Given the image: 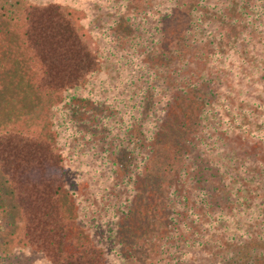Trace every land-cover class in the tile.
<instances>
[{
  "label": "rangeland",
  "instance_id": "rangeland-1",
  "mask_svg": "<svg viewBox=\"0 0 264 264\" xmlns=\"http://www.w3.org/2000/svg\"><path fill=\"white\" fill-rule=\"evenodd\" d=\"M26 1L0 0V130L14 124L33 127L68 155V185L62 199L68 218L74 220L68 233L72 245L85 240L101 244L106 251L105 264H184L172 254L181 255L184 244L172 240L169 200L172 190L181 192L187 185L186 190H193L191 161L186 158L192 148L185 138L201 133L196 120L209 109L202 110L204 106L195 95L177 99L169 109L166 95L152 91L153 83L160 86L179 56L176 49L182 47L183 12L177 10L170 20L161 17L167 0H58L99 52L101 67L82 87L49 92L36 87L33 57L23 43L22 8ZM217 18L223 23V12ZM255 94L259 93H245L253 96L257 107L247 100L238 104L227 96L233 107L224 111L230 115L232 110L240 112L239 120L248 124V129L231 135L226 130L228 124L221 120L217 129L221 130L222 153L214 149L201 155L213 161V168L205 171L207 177L197 184L202 200L207 196L228 200L227 192L235 193V200L228 205L242 207L246 203L264 210V133L259 139L256 135L261 129L256 120L263 114V99ZM152 103L166 111L154 151L142 120L144 116L151 120ZM247 107L255 110L257 119L247 115ZM251 126L256 131L252 132ZM218 168L233 174L225 175L229 177L227 186L216 175ZM185 172L186 185L180 181ZM213 187L222 188V192L215 195ZM10 193L0 173V254L5 264H50L23 241ZM188 200L201 212L203 204L192 201L197 200L196 191ZM249 207L237 220L244 226L249 222L246 219L255 222L254 227H247L256 231L248 242L264 247L257 241L264 231V216L247 213ZM204 250L200 258L209 264L217 250L211 246Z\"/></svg>",
  "mask_w": 264,
  "mask_h": 264
},
{
  "label": "trees",
  "instance_id": "trees-1",
  "mask_svg": "<svg viewBox=\"0 0 264 264\" xmlns=\"http://www.w3.org/2000/svg\"><path fill=\"white\" fill-rule=\"evenodd\" d=\"M166 2V10L161 17L166 16L170 20L177 10L184 14L185 23L180 34L182 47L176 49L179 56L171 64L173 69L169 70L166 78L161 79L160 86L157 81L153 83L152 91H162L161 94L166 95L169 109L171 103L175 104L181 98L184 101L190 95H195L200 100L204 106L202 110L209 109L205 115L199 113L201 119L196 120L201 126V133L196 132L192 138H185V143L192 148V152H185V155L187 153L186 158L191 161L193 190H186L189 187L187 185L183 186L181 192L171 191L172 201L169 200V204L174 229L172 240L177 239V243L184 244L181 255L179 252L171 253L178 255V259L185 261L184 264H205L200 255L211 246V249L217 251L213 253L215 257L209 259V264H264V247L248 242L254 239L256 231L250 232L247 227H254L255 222L246 219L249 222L244 226V223L237 220L240 214H246L245 207L249 206L246 203H243V208L236 207L235 203L228 205L230 200H235V193L227 192L228 200H213L209 196L202 200V189L197 192L200 189L197 186L200 179L207 177L204 176L206 169L213 168V161H207L201 155L213 152L214 149L215 153H222L221 148L224 149L218 140L221 130L217 128L221 125V120L228 124L226 130L231 131V135H241L240 132L248 129V124L239 120L240 112L232 110L230 115L228 111H224L227 110L226 107H233V104L228 103L229 97L238 104L247 100L251 106L257 107L252 100L253 96L247 97L245 93L248 90L259 93L255 95L263 99V114L256 120L261 126L257 131V138L264 133V0ZM222 12L225 18L223 23L217 18ZM22 17L23 43L33 57V79L39 90H73L82 87L100 70L99 52L84 36L61 2L27 0L22 8ZM176 91L179 93L175 94ZM157 107L158 104L154 103L150 121L145 116L142 118L145 124L144 134H150L152 151L164 121L162 115L166 114L163 108ZM244 110L248 116L257 119L252 107ZM209 111L217 113L213 115ZM139 112L143 117L144 112ZM251 129L252 132L256 131L252 126ZM211 130L214 132L209 133ZM206 137L214 138L215 142L211 143ZM217 170L216 175L223 181V186H227L226 179L229 177L225 175L233 174L226 169ZM0 173L14 200L23 241L46 263H106V251L101 244L85 240L72 245L68 240L69 228L74 222L68 218L62 199L68 185V155L53 139L23 124L1 129ZM185 175L186 172L183 176ZM253 175L258 178L257 174ZM183 176L180 181L186 185L189 182L187 176ZM83 179L82 177L78 182L81 183ZM212 189L215 195L222 192V188ZM194 191L197 200L192 201L198 206L203 204L201 212H196L198 207H194L188 200L189 195H194ZM250 207L247 213L264 216L262 208ZM179 216L185 217L181 220ZM221 223L223 225L217 227ZM262 232L257 241L264 244V231ZM5 262V257L0 254V264Z\"/></svg>",
  "mask_w": 264,
  "mask_h": 264
}]
</instances>
